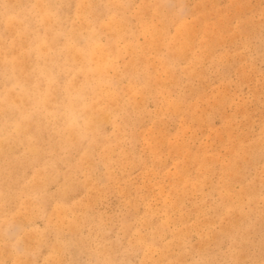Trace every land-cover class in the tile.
<instances>
[{
    "label": "rangeland",
    "instance_id": "rangeland-1",
    "mask_svg": "<svg viewBox=\"0 0 264 264\" xmlns=\"http://www.w3.org/2000/svg\"><path fill=\"white\" fill-rule=\"evenodd\" d=\"M0 264H264V0H0Z\"/></svg>",
    "mask_w": 264,
    "mask_h": 264
}]
</instances>
